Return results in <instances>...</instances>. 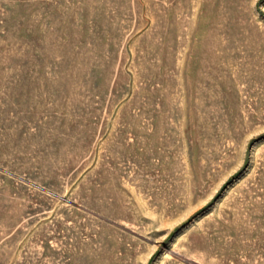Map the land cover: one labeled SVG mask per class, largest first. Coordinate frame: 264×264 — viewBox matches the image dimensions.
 Segmentation results:
<instances>
[{"label": "rangeland", "instance_id": "1", "mask_svg": "<svg viewBox=\"0 0 264 264\" xmlns=\"http://www.w3.org/2000/svg\"><path fill=\"white\" fill-rule=\"evenodd\" d=\"M0 264H264V0H0Z\"/></svg>", "mask_w": 264, "mask_h": 264}]
</instances>
